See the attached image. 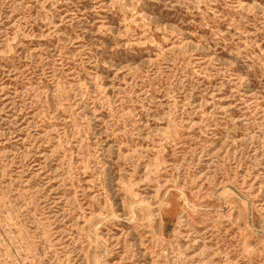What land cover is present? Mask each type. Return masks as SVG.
Returning a JSON list of instances; mask_svg holds the SVG:
<instances>
[{
  "label": "rangeland",
  "instance_id": "obj_1",
  "mask_svg": "<svg viewBox=\"0 0 264 264\" xmlns=\"http://www.w3.org/2000/svg\"><path fill=\"white\" fill-rule=\"evenodd\" d=\"M0 264H264V0H0Z\"/></svg>",
  "mask_w": 264,
  "mask_h": 264
}]
</instances>
